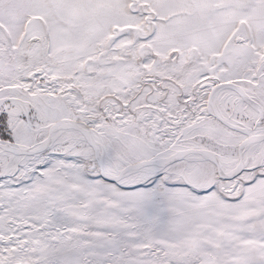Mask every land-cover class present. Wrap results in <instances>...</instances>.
Here are the masks:
<instances>
[{"label": "snow or ice", "instance_id": "snow-or-ice-1", "mask_svg": "<svg viewBox=\"0 0 264 264\" xmlns=\"http://www.w3.org/2000/svg\"><path fill=\"white\" fill-rule=\"evenodd\" d=\"M0 264H264V0H0Z\"/></svg>", "mask_w": 264, "mask_h": 264}]
</instances>
